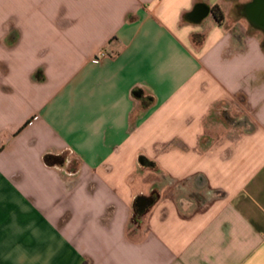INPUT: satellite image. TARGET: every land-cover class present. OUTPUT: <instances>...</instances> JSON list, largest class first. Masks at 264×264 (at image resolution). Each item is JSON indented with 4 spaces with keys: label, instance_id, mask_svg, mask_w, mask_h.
I'll use <instances>...</instances> for the list:
<instances>
[{
    "label": "crops",
    "instance_id": "0c3cea01",
    "mask_svg": "<svg viewBox=\"0 0 264 264\" xmlns=\"http://www.w3.org/2000/svg\"><path fill=\"white\" fill-rule=\"evenodd\" d=\"M260 2L0 0V264H264Z\"/></svg>",
    "mask_w": 264,
    "mask_h": 264
},
{
    "label": "trees",
    "instance_id": "16d2710c",
    "mask_svg": "<svg viewBox=\"0 0 264 264\" xmlns=\"http://www.w3.org/2000/svg\"><path fill=\"white\" fill-rule=\"evenodd\" d=\"M212 14L214 16V18L216 19V21L218 23H221L223 20V12L220 9V7L218 5H214L211 9ZM198 36L199 37V42L198 44L202 41L203 39V35L201 34H194L193 37ZM133 96L137 97V98H141L142 95V90L141 89H136L132 91ZM148 104H146L147 106ZM45 160L48 163H52V162H62V157H57V156H53V155H47L45 157ZM158 192L157 190L153 189L150 194L148 196H141L138 197L133 205V221H136L138 218H140L144 212L151 207L158 199Z\"/></svg>",
    "mask_w": 264,
    "mask_h": 264
},
{
    "label": "rangeland",
    "instance_id": "374dc122",
    "mask_svg": "<svg viewBox=\"0 0 264 264\" xmlns=\"http://www.w3.org/2000/svg\"><path fill=\"white\" fill-rule=\"evenodd\" d=\"M11 23H5L3 20L0 22V32L4 31L5 28L10 25ZM19 26L21 28H23L24 30V33H25V38L21 41L19 47H18V50L19 51H26L28 48H30V42H31V34H32V31H30L31 29L29 28V26L25 23H22V22H19ZM28 30V31H27ZM192 41L195 45L198 44L199 42V37L198 36H195V37H192ZM9 42V39L7 40V44ZM41 50V49H40ZM69 154L66 152L62 155V157L66 160V163L68 164V167L70 168L71 165H75V161L74 160H71L69 161ZM70 162V163H69Z\"/></svg>",
    "mask_w": 264,
    "mask_h": 264
},
{
    "label": "water",
    "instance_id": "95a60500",
    "mask_svg": "<svg viewBox=\"0 0 264 264\" xmlns=\"http://www.w3.org/2000/svg\"><path fill=\"white\" fill-rule=\"evenodd\" d=\"M261 4H264V1ZM208 13H209V8L207 6H205L204 4H198L190 13L189 18L191 19V21L199 22Z\"/></svg>",
    "mask_w": 264,
    "mask_h": 264
},
{
    "label": "flooded vegetation",
    "instance_id": "af4514ba",
    "mask_svg": "<svg viewBox=\"0 0 264 264\" xmlns=\"http://www.w3.org/2000/svg\"><path fill=\"white\" fill-rule=\"evenodd\" d=\"M263 0H261L260 4L262 3Z\"/></svg>",
    "mask_w": 264,
    "mask_h": 264
}]
</instances>
